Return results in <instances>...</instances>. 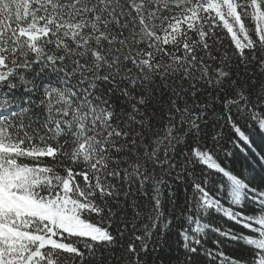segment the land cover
<instances>
[{"label":"snow or ice","instance_id":"snow-or-ice-1","mask_svg":"<svg viewBox=\"0 0 264 264\" xmlns=\"http://www.w3.org/2000/svg\"><path fill=\"white\" fill-rule=\"evenodd\" d=\"M149 256L264 264V0H0V264Z\"/></svg>","mask_w":264,"mask_h":264},{"label":"trees","instance_id":"trees-1","mask_svg":"<svg viewBox=\"0 0 264 264\" xmlns=\"http://www.w3.org/2000/svg\"><path fill=\"white\" fill-rule=\"evenodd\" d=\"M217 224H224L226 225L227 227L229 228H232L233 230L237 231V232H244L245 230L241 227H239L238 225H235L233 223H231L230 221L228 220H225L223 218H217ZM214 237L213 236H209V240H208V246L211 247L212 244H211V241ZM226 251H228L230 254H243L242 253V250L239 248V247H236V246H232V247H229V248H226L225 249ZM154 259L153 256H149V257H146V260L148 261V264H151V261Z\"/></svg>","mask_w":264,"mask_h":264}]
</instances>
